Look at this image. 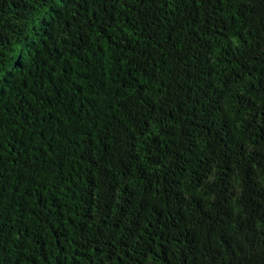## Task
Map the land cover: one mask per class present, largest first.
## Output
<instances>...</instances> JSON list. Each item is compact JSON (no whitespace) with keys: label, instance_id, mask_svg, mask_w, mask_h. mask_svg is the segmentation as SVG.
Here are the masks:
<instances>
[{"label":"trees","instance_id":"obj_1","mask_svg":"<svg viewBox=\"0 0 264 264\" xmlns=\"http://www.w3.org/2000/svg\"><path fill=\"white\" fill-rule=\"evenodd\" d=\"M0 264H264V0H0Z\"/></svg>","mask_w":264,"mask_h":264}]
</instances>
